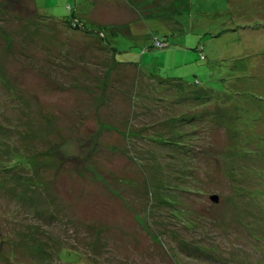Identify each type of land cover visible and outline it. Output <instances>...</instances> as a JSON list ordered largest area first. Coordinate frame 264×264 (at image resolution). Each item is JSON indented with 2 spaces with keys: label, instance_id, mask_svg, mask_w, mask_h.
<instances>
[{
  "label": "rangeland",
  "instance_id": "374dc122",
  "mask_svg": "<svg viewBox=\"0 0 264 264\" xmlns=\"http://www.w3.org/2000/svg\"><path fill=\"white\" fill-rule=\"evenodd\" d=\"M0 264H264V0H0Z\"/></svg>",
  "mask_w": 264,
  "mask_h": 264
},
{
  "label": "water",
  "instance_id": "95a60500",
  "mask_svg": "<svg viewBox=\"0 0 264 264\" xmlns=\"http://www.w3.org/2000/svg\"><path fill=\"white\" fill-rule=\"evenodd\" d=\"M211 200L215 203L219 202V197L218 196H212Z\"/></svg>",
  "mask_w": 264,
  "mask_h": 264
}]
</instances>
